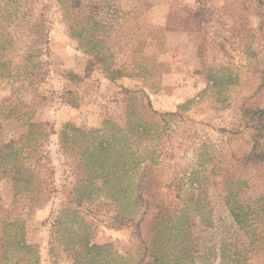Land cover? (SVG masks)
Segmentation results:
<instances>
[{
	"label": "rangeland",
	"instance_id": "rangeland-1",
	"mask_svg": "<svg viewBox=\"0 0 264 264\" xmlns=\"http://www.w3.org/2000/svg\"><path fill=\"white\" fill-rule=\"evenodd\" d=\"M196 11L203 15L172 18L177 28L169 27L173 12ZM0 23L13 39L8 56L18 76L0 77V104L19 98L26 118L53 125L36 153L23 154L40 189L16 193L0 171V262L156 264L162 255L178 264H264V129L252 112L264 109V0H0ZM34 50L30 62L41 60L42 70L21 88L22 56ZM95 51L128 76L110 80ZM130 104L143 116L157 112L133 149L144 162L110 176L112 186L78 206L81 171L60 132L67 123L102 129L108 118L125 127ZM18 124H4V141L18 138ZM140 176L138 191L113 188ZM238 182L242 225L226 202ZM21 226L33 252L18 254L5 241ZM86 230L101 248L86 250Z\"/></svg>",
	"mask_w": 264,
	"mask_h": 264
},
{
	"label": "trees",
	"instance_id": "trees-1",
	"mask_svg": "<svg viewBox=\"0 0 264 264\" xmlns=\"http://www.w3.org/2000/svg\"><path fill=\"white\" fill-rule=\"evenodd\" d=\"M79 4L80 2L77 1L76 6ZM171 15H173V17L169 19V27L176 29L177 27L171 24L172 18L177 20L181 19L184 21L183 23H187L191 18H196L203 14L200 11H196L194 14L190 13V16L186 18H183V15L176 12H173ZM202 21L203 20L200 18L198 23ZM93 23L97 24L98 22L94 20ZM184 25L182 24L181 26L184 27ZM0 27L2 29L0 30V77L12 78V81L16 83L18 76L13 72L15 65L13 64V60L8 56V50L13 44V39L11 38V34L3 29L1 23ZM185 29H190V27H185ZM92 31L91 35L94 39L96 37V31ZM77 35H83V31L78 32ZM98 41L100 42H94L92 46L94 50L102 43L101 40ZM37 52L40 51L34 50L22 56L25 59L23 64L25 81H22L20 85L21 88L25 87V83L29 86L33 84V77H36L38 71L42 70L41 65H43V62L41 60L32 64L30 62ZM95 52V58L99 60V64L102 67L101 69L108 74L110 80L114 81L117 80V78L128 76L124 68H114L112 63H106L108 57L100 56L98 51ZM73 78L75 80L81 79L79 76L77 77V74H75ZM125 91L127 93H132V91L128 89H125ZM132 98L135 97L132 96ZM23 106L24 102L19 98L9 105L0 104V171L8 175L11 187L16 193L30 192L35 188H41L34 167L25 161L23 154L26 149L36 153L37 140L40 139V137L48 139L51 132H53V125L49 129L46 127L50 125L49 122L34 121L26 118V112H24ZM142 107L144 108L145 106L142 105ZM252 112L254 117L257 118L255 125L258 128L264 129V109L252 110ZM156 113L157 112L153 110L151 114L145 113V116H143L140 114L139 110H136L133 104H130L127 107V122L125 127L115 122L112 118L105 119L102 129L80 128L71 123H67V125L64 126L59 136L60 146L67 152H73L78 159L77 171H81L78 172L77 184L75 186V191L77 193L75 201L78 202V206L84 202L85 199L90 201L94 200L99 190L112 186V181L109 180L110 176H116V173L120 171L129 173L131 169H135L144 162L142 156L135 157V151H133V149L134 146H140L142 140L145 139L146 134H148V125L151 122L150 119L154 117ZM13 120L19 123V129L21 127L18 131L19 136L17 139L13 137L4 141L6 136L4 124ZM255 154L257 155V152H254V155ZM256 155L254 157H256ZM39 157L50 162V158L45 154H39ZM100 177L103 178L101 186L96 183V180ZM140 183L141 176L133 181L132 184H128L127 187H119L115 183L113 188H117V192H124L131 186L133 187V191H138ZM240 184L241 183L238 182V184H233V187L231 186L228 188L229 193L226 202L236 223L242 225L247 213L239 204V199L237 198ZM110 197H113L116 201L120 200V197L115 195H110ZM141 199L142 194H136L134 203H137ZM238 207L240 209L237 210ZM66 213L67 210L63 211L61 216L57 218V225L62 224V216ZM81 221L83 222L84 220ZM83 236V243L86 250L92 251L101 248L99 245L91 244L92 233L86 230ZM7 237L8 239H5L6 243L13 244L16 248V253L34 251V247L28 244L26 240V233L23 226H21L20 231L15 232V234L8 232ZM225 250L226 247H223V257L225 256ZM39 257L37 253L36 261H39ZM155 260L156 264L179 263L176 256L166 258L165 256L157 255ZM18 261L19 259L15 261L5 258L0 264H17Z\"/></svg>",
	"mask_w": 264,
	"mask_h": 264
},
{
	"label": "crops",
	"instance_id": "crops-1",
	"mask_svg": "<svg viewBox=\"0 0 264 264\" xmlns=\"http://www.w3.org/2000/svg\"><path fill=\"white\" fill-rule=\"evenodd\" d=\"M123 80V79H122ZM122 80H120L121 82H122ZM123 81H126V79H124ZM71 109H75L74 107H72ZM70 110H69V113H68V109H67V114L65 115V117L67 118V116L69 117V119H71V117L69 116V114H70ZM60 115H62V114H60ZM67 120H68V118H67ZM90 121H91V119H90ZM96 126H98L99 124H98V122H96V124H95ZM61 127H62V125H60ZM100 126V125H99ZM57 128H59V127H57Z\"/></svg>",
	"mask_w": 264,
	"mask_h": 264
}]
</instances>
